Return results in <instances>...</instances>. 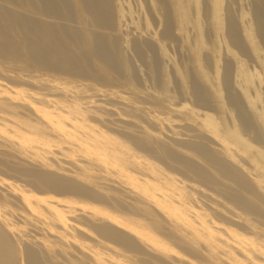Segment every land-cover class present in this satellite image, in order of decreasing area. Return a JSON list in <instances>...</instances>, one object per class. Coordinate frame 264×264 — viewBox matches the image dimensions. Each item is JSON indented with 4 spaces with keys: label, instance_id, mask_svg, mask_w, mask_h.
<instances>
[{
    "label": "rangeland",
    "instance_id": "374dc122",
    "mask_svg": "<svg viewBox=\"0 0 264 264\" xmlns=\"http://www.w3.org/2000/svg\"><path fill=\"white\" fill-rule=\"evenodd\" d=\"M180 1L186 6L188 16L192 22L179 25L178 28L179 22L174 12L175 7L169 0H108L109 8L105 20L98 24L91 13L85 9L81 0H0V7L16 11L19 13L18 16L21 15V19L24 18L28 21V29L30 27V30L27 32L13 29V33H9L10 37L12 36L16 42H20L21 46L23 45L22 47L30 43L34 46L39 44L40 22H46L50 30L53 31L54 37L63 41L65 48L67 47L72 55H76L77 52L74 45L77 44L78 35L82 37L88 34L86 32H90L107 37L104 50L114 59L116 64L114 69L110 70L111 80H107L103 78L102 73H98L96 70V66L101 64V59L97 58V56L93 57V54L90 55L88 52H85V57H81L77 52L76 56L80 59L82 69V73L77 77H69L55 72H53L55 74L52 77L51 74L44 71L20 72L8 66V64L3 62L4 59L0 58V78L12 86L33 92L38 91L35 88V79H39L42 82L45 80L44 82L47 85L58 81L67 82V89H74L81 97L91 96V100L95 102L93 106L96 105L98 108L97 115L100 116V121L96 124L102 129L116 135H118L117 132H122L123 130L132 131L131 134H135L134 136L136 137H144V135L148 134L154 144L164 146V151L158 155H162L169 166L174 165L177 169L166 167L165 164H162L164 160L159 162L156 159H151V161L161 168L164 173L174 177L187 191H190L193 194L191 199L197 200L198 207H195L196 210L203 215L205 214L202 217H190L188 216V211L185 214H180L175 207H171L160 212L163 220L162 224L168 226L169 229L173 226L175 233L187 235L188 238L190 237L189 230H186L184 226L178 228L174 223L182 225L183 222L190 220L196 227L201 229L203 225H208L207 223H209L215 229L217 227L213 232L216 238L219 241L225 240L227 243L230 242L229 236L233 239L234 234L227 232L225 235V226L237 229L239 234H243V231L235 226L240 222L242 223L243 220L239 218L242 206L239 203H233V205L228 203V205L225 199L231 195L240 199H247L248 197L251 200L248 203L251 207L255 209H261L262 207L260 210V222L264 225V182L257 173L256 167L247 158V153L239 154L241 152L236 147L224 143L221 137L209 127V123H217L216 117L219 115L226 128L230 127L227 136H237L239 128H242L245 134L242 137V142H250L255 147V151L264 152V128L261 127L264 125V46L260 44L254 32V10L258 9L264 13V0H221L220 21H218L217 26L211 21V6L208 0ZM32 27H37V29L35 28V30ZM214 27H218L216 28L217 30ZM249 29L251 31L253 29L255 41H258V51H254L249 39L246 38V31ZM81 30L83 32H80ZM228 30L233 31L234 35L240 40L241 49L236 48L229 41L227 37ZM152 34L154 37H152ZM198 35L202 39L203 46L201 48L196 47V56L204 68L208 80L200 78L196 70L197 65L193 63V59L189 54L190 49L197 43ZM111 40L112 42H110ZM159 43L163 46H160ZM154 45H156L155 48ZM93 47L91 45L90 49H93ZM161 54L162 56L160 57ZM240 63L245 69L247 68L246 71L249 74H253L247 87L242 85L238 70H235V68L238 69ZM162 71L167 78L165 85L162 84ZM20 74L21 82L16 79ZM26 74L31 75L32 78L27 77ZM84 101L82 100V102ZM254 103L258 106L257 108L251 106ZM95 114L93 112V115ZM243 125H245L246 129ZM249 139L259 143L251 142ZM192 142L194 145H192ZM190 148L201 150V152L206 154L205 157L208 160H212L210 161L211 163L217 161L221 165L223 163L227 164L229 170L237 174L227 178L219 177L218 166L214 165L215 169H212L207 162L204 163V161L194 156ZM236 152H238L237 155L235 154ZM173 154L177 157L180 155L181 157L179 156V158L187 159L189 163L172 161L168 157ZM138 155L142 158L144 157L142 152H139ZM151 156L153 155L151 154ZM63 160H68V158H63ZM139 160L141 159L139 158ZM0 161L6 162L9 167L15 162H21L20 167L22 169L29 171L40 170L29 154L21 152L20 158L15 151L2 145H0ZM63 165L66 168L65 170H60L56 167L46 169L61 178L77 181L80 185L84 186L87 184L82 176L70 171L72 168L68 163L63 161ZM191 172H197L201 175L207 173V178L209 175L211 177L207 179L209 180L207 182ZM6 173L7 175L0 173V179L2 180L0 181V192L5 191V183L10 181L15 184H21L25 189H29L28 186L24 185V178H21V182H19L15 177L17 176L15 173L9 170ZM134 176L143 178V176L136 173ZM211 180L216 183L219 182V184L215 186ZM239 182H245L244 184H247L248 191L252 192L253 195L241 190L236 185ZM113 186L119 188V192H123L119 197L129 195L125 193V191H129L128 189L126 190L117 184H113ZM128 186L133 188V191H137L136 188L129 184L126 187ZM224 190L227 194L223 192ZM161 192L157 191V193L162 195ZM176 200L177 198L174 197L173 206H177L175 204ZM190 200L188 202L191 203L192 200ZM10 202L7 207L11 212L6 217L9 221L21 226L22 230V240L16 245V248L19 247L17 264H27L25 253L28 249L33 250L37 254L40 264H68L64 260L66 256L73 259H82L84 264H94L89 258L83 257V254L89 251L76 246L73 240H70L71 243L66 248L65 256L60 254V245L55 243L54 251L51 255L55 256L56 260L53 259L51 262L41 246V243H48L51 240L50 236H46L43 225L38 221L29 225L24 223L22 207L20 209L18 207L20 206L19 204L17 205L12 200ZM203 205L207 206L209 211L208 209L206 210L208 212H214L212 217L208 212L199 208H205ZM157 210L159 209L157 208ZM174 211L176 212L174 213ZM214 214H217L215 215L216 217H214ZM248 218L255 217L248 215ZM67 223H71L74 226L73 229L75 231L71 232L72 235L83 244L92 247L93 250L98 249L95 244L100 240L103 243L99 245L102 248V252H104L103 254H107L113 260L121 259L122 257L120 256L124 254L130 255L126 250L119 248L113 235L110 234L107 239L100 238L96 233V231H117L125 239L126 235L130 236V234L121 226L112 225L108 222L101 224L92 222L86 218L85 214H81L79 211L74 212V218L69 217ZM210 230L208 231H213ZM196 237L195 246L202 251L207 238L202 236L200 232L196 233ZM12 239L16 238L13 237ZM260 243L264 247L262 239ZM219 245L215 252L221 261L224 264H234L232 256L239 258L238 255L234 254L231 248L229 250L227 246L221 245L220 249ZM183 246L185 245L183 244ZM141 249L151 253L153 256L156 255L155 252L148 250L149 248L147 247L141 246ZM171 249L173 259H163L162 263L159 264H198L186 250L181 251L177 247H172ZM40 251L42 254H40ZM258 257H260L258 263H264V249L259 251ZM178 259L181 261H178Z\"/></svg>",
    "mask_w": 264,
    "mask_h": 264
},
{
    "label": "bare ground",
    "instance_id": "6f19581e",
    "mask_svg": "<svg viewBox=\"0 0 264 264\" xmlns=\"http://www.w3.org/2000/svg\"><path fill=\"white\" fill-rule=\"evenodd\" d=\"M81 1L85 9L91 13L97 24L104 22L109 8L108 0ZM169 1L175 7L174 12L179 22L178 28L179 25L192 22L188 16L186 6L180 0ZM208 2L211 6V21L217 26L219 23L218 21H220L219 10L221 0H208ZM18 14L19 13L16 11L0 7V58L4 59L3 62L8 64V66L20 72L44 71L51 74V76L55 73H59L69 77H77L82 73L80 59L76 56L77 52L81 57H85V52H88L90 55L93 54V57L97 56V58L101 59V64L96 66L98 73H102L104 79L111 80L110 78L112 75L110 74V70L114 69L116 64L114 63V59L104 50L107 37L90 32H86L88 34L82 37L78 35L77 44L74 45L77 52L76 55H72L70 50L67 49V47L65 48L63 41L54 37L53 31L50 30L48 24L46 22H40V33H38L39 44L34 46L30 43L22 47L23 45L21 46V43L16 42L9 34L13 29L22 32L30 30V27L28 29V21L24 18L21 19V15L18 16ZM35 28L37 29V27ZM80 32L83 31L81 30ZM254 32L260 44L264 46V13L258 9L254 10ZM153 34L152 37H154ZM227 37L236 48L241 49L240 40L234 35L233 31L228 30ZM254 37L253 29L252 31L250 29L246 31V38L249 39L250 45L253 46L254 51H258V41L256 42ZM196 41V45L192 48L191 45L190 53H188L192 57L193 63L197 65L196 70L200 78L207 79L204 68L201 66L196 56V49L203 46L200 35L197 36ZM110 42H112V40ZM91 45L94 46L93 49H90ZM155 47L156 45H154V48ZM161 56L162 54L160 57ZM235 70H238L237 72L239 73L242 85L245 87L249 86L248 84L253 74H249L246 71L247 68L245 69L241 63L238 65V69L235 68ZM20 77L21 74L16 79H19L21 82ZM27 77L32 78L29 74ZM161 77L162 84L165 85L167 83V78L163 71ZM210 78L212 79V77ZM34 81L36 82L35 88L38 90V93L12 86L4 79L0 78V145L15 151L20 158L21 152L23 154H29L36 162L37 167L40 168V170L29 171L20 167L21 162H15L9 167L6 162L0 161V173L7 175V170L12 171L19 177L15 176L17 181L21 182V178H24V185L29 187V189H25L21 184H15L13 181H10L5 183V191L0 192V264H17L19 247L16 248V245L22 240L21 226L9 221L6 217V215H9L11 212L7 207V205L11 203V200L17 203V205L19 204L20 206L18 207H20V209L22 207L24 212V215H22L24 223L29 225L32 224V222L38 221L43 225L46 236H50L49 238L51 240L48 241V243H41V246L44 250L43 252L48 255V259L51 262L55 259V256L51 255L54 251V244L58 243L60 245V254H64L65 256L66 248L69 247L71 243L70 240H73L76 246L89 251V254L84 253L83 257L89 258L94 264H159L162 263L163 259H173L171 255L172 247H177L181 251L186 250L191 258H194L198 264H224L215 252L219 244V247L221 245L227 246L229 250L231 248L233 253L238 255L239 258L232 256L234 264H264L258 263V261H260L258 253L264 249L263 245L260 243L261 239L264 241V225L260 222V210L262 207L261 209L251 207L248 204L251 202L248 197L247 199H240L239 197L231 195L229 198L225 199L227 200L225 201L227 204L232 203L233 205V203H239L242 206L241 208L239 207L241 210L239 218L243 220L242 223L240 222L238 225H235L233 221L231 222L242 230L243 234H239L237 229L225 226V235L227 232L234 234L233 239L229 236L230 242L226 243L225 240L219 241L213 233L217 227L215 229V227L207 223V221L205 222L209 226L203 225L202 229L196 227L190 220L188 222H183L184 225L174 223L178 228L184 226L186 230H189L188 233L190 237H188V239L187 235H178L175 233V228L173 226L169 229L168 226L162 224L163 220L161 219L160 212L163 209L175 207L176 211L180 214H185V212L188 211V216L190 217H202L205 214L203 215L196 210L198 207L197 200L191 199L193 194L190 191H187L174 177L164 173L161 168L151 161V159H156V161L159 162L164 160L162 164H165L166 167L177 169L174 165L169 166L162 155H158L162 154L164 146L154 144L152 138L149 137L148 134L144 135V137H136L134 136L135 134H131L132 131L123 130L122 132H117L118 135H116L102 129L96 124L100 121V116L97 115L98 108L96 105L93 106L95 102L91 100V96L81 97L74 89H67V82L58 81L54 83L53 81H49L53 83L47 85L44 82L45 80L42 82L39 79H35ZM82 100L85 101L82 102ZM251 106L258 107L256 103ZM250 110L252 111V109ZM93 112L96 114L93 115ZM216 118L218 122H210L209 127L215 134L221 137L224 143L231 144L240 150L241 153L239 154L243 155L247 153V158L256 167L257 173L264 182V152L260 150L255 151V147H253L250 142H242V137L245 136L242 128H239L237 136H227L230 127L226 128L224 123L220 120L221 117H219V115ZM243 127L245 128V125H243ZM261 127L264 128V125ZM249 140L257 144L259 143L258 141ZM211 143L210 145H212ZM192 145H194L193 142ZM190 150L199 160L201 159L204 163L207 162L212 169H215L214 165H217L219 177L227 178L237 174L229 170V166L225 163L222 165L217 161L211 163L210 161L212 160H208V158L205 157L206 154L201 152V150L197 148H190ZM139 152L143 153V158L138 155ZM151 154L153 156H151ZM235 154L237 155L238 152ZM179 156L180 155L177 157L173 154L168 158L178 163H189L187 159H181ZM63 158H68V160H63ZM139 158L141 160H139ZM63 161L71 166V172L73 171L76 175L82 176L87 184H89L84 186L80 185L77 181L61 178L54 175L52 171L46 169L49 167H56L60 170H65L66 168L63 165ZM133 172L134 174L136 173L143 176V178L134 176ZM191 173L207 182H209L207 179L211 177L209 175L207 178L208 175L205 172L203 175L197 172ZM9 177L12 178L11 175H9ZM0 181L2 180L0 179ZM211 181L215 186L219 184V182L216 183L213 180ZM195 182L197 181L195 180ZM244 183L239 182L236 185L244 192L253 195L252 192L248 191L247 184ZM113 184L124 187L126 190L128 189L129 191H125V193L129 195L126 197H119L123 192H119V188H115ZM128 184L136 188L137 191H133V188L129 186L126 187ZM157 191H162V195L157 193ZM223 192H225V190ZM225 194H227V192H225ZM173 196L177 198L175 203L177 206H173L175 202ZM202 196L204 195L202 194ZM190 199L192 200L191 203L188 202ZM206 205H203L205 208H199L202 211L208 212L209 209ZM157 208L159 210H157ZM206 209H208V211ZM76 211L85 214L86 218L92 222L100 224L108 222L109 224L119 225L125 229L132 237L128 235L125 237V235L122 234L125 237V239H123L119 234L120 232L117 231H96V233L100 238L107 239L110 234L113 235L119 248L121 247L126 250L130 255L124 254L120 256L122 257L121 259L116 261L108 257L107 254H103L104 252H102V248L99 246L103 243L100 240L95 244V247H98V249L93 250L92 247L83 244L75 238L71 233L75 231L73 229L74 226H72L71 223L68 224L67 221L69 217L74 218V212ZM176 211H174V213ZM213 213L208 212L211 217ZM217 214H214V217H216L215 215ZM248 215H253L255 218L247 219ZM210 229L213 231L209 232L208 230ZM199 232L202 236L207 238L205 241L206 244L202 247V251L195 246L197 242L196 233ZM13 237L16 239H12ZM183 244L186 247L183 246ZM141 246L149 248L148 250L155 252L156 255L153 256L151 253L143 251ZM40 254H42L41 251ZM25 259L27 264H40L37 254L31 249L26 250ZM64 260L68 264H84V260L73 259L68 256L64 257ZM179 260L180 259H178V261Z\"/></svg>",
    "mask_w": 264,
    "mask_h": 264
}]
</instances>
